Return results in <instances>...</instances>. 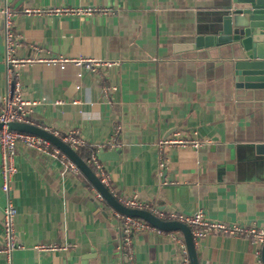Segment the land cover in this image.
<instances>
[{
  "label": "crops",
  "instance_id": "0c3cea01",
  "mask_svg": "<svg viewBox=\"0 0 264 264\" xmlns=\"http://www.w3.org/2000/svg\"><path fill=\"white\" fill-rule=\"evenodd\" d=\"M222 2L0 0V106L7 69L1 8L8 4L18 14L21 43L15 58L99 57L117 63L96 73L71 62L64 69L41 61L13 67L24 98L46 97L30 114L33 124L61 134L75 130L97 155L108 152L98 158L116 197L136 195L164 213L201 210L208 219L262 227L264 167L249 148L238 146L264 142V101L235 87L229 58L219 49L180 53L176 48L205 33ZM85 6L111 12H45ZM101 85L114 87L108 99ZM176 129L196 131L211 142L197 156L172 149L160 176L155 143ZM112 142L116 147L107 146ZM14 164L15 231L22 248L13 251L11 264H126L124 253L129 264H179L168 233H135L131 253L122 249L120 220L80 171L21 143ZM4 205L0 188V264H7L1 252ZM43 243L68 248L37 250ZM255 250L245 238L219 234L196 245L199 264H262Z\"/></svg>",
  "mask_w": 264,
  "mask_h": 264
},
{
  "label": "built area",
  "instance_id": "2783aa9c",
  "mask_svg": "<svg viewBox=\"0 0 264 264\" xmlns=\"http://www.w3.org/2000/svg\"><path fill=\"white\" fill-rule=\"evenodd\" d=\"M25 14L35 15L38 13L34 9H25ZM46 13H60L64 12L72 15H93L96 13H108L111 9H98L93 6H85L83 8H56L47 9ZM2 22H3V36L5 43V58H6V93L1 98L0 106V123H3V127L0 129V174H1V191L5 197V205L3 209V216L1 220V236L2 246L1 252L5 255L7 264L12 262V253L15 249L22 248V243L19 241L15 231V220L17 216V208L14 205L12 197L11 184L14 180V176L17 172L14 164L15 149L18 143L24 144L29 148L35 149L43 155L57 158L59 161L70 171L78 173L79 170L75 164L69 160L60 150L54 147L50 142L42 139L34 134L9 130L7 124L10 122L20 123H32L30 114L33 109L44 103L46 97L38 99H27L22 96L20 84L13 78V67H17L18 64L32 63L41 61L47 66H58L64 69L68 62L74 64L80 70L89 71L92 73L98 72L100 68L111 67L117 63L115 61H108L99 57H79L77 59H67L64 57H48L40 59L38 57L29 59H17L14 57V53L18 50L21 39L18 38L15 32V20L17 18V12L5 4L1 8ZM81 73H78V77H81ZM79 88V86H76ZM114 90V87L100 86V93L104 99H108L110 91ZM61 103V101H56ZM74 104H78L77 100L73 101ZM57 136L62 142L66 143L74 151L78 152L85 146V142L81 139L75 130H69L66 133H58L57 131H51L44 128ZM120 127H117V131ZM209 139H199L196 131H190L184 133L180 129L172 131L165 137L158 139L155 143L157 171L161 176L163 170L169 161V152L172 149H190L193 155L197 156L199 150L206 144L210 143ZM107 146L116 147L112 142ZM92 169H94L100 182L116 197V194L109 187V178L104 170L103 164L98 158L97 152L90 155L86 162ZM95 196L99 200H103L101 195L96 191ZM122 205L129 208L142 209L155 214L159 219L166 221H179L185 224L191 231L193 242L196 245L199 244L203 238L210 234H219L223 236L241 237L247 239L255 248V253L260 254L261 246L264 243V226L257 227L256 225H242L237 223H226L223 221L208 219L203 211L198 210L191 215H184L175 212L164 213L158 210L155 205H150L140 201L136 195L131 197L118 196L116 197ZM116 216L120 220V232L122 237V249L126 250L128 254L131 253L132 237L135 233L149 231L155 234L168 233L171 238V242L176 246L179 252V264H190L189 257L182 237L178 235V232H163L153 227L149 223L139 218L120 215L116 213ZM68 245L57 244H39L36 249L42 252L54 253L56 251L67 250Z\"/></svg>",
  "mask_w": 264,
  "mask_h": 264
},
{
  "label": "water",
  "instance_id": "95a60500",
  "mask_svg": "<svg viewBox=\"0 0 264 264\" xmlns=\"http://www.w3.org/2000/svg\"><path fill=\"white\" fill-rule=\"evenodd\" d=\"M213 47L219 49V53L227 54L229 58L227 69L235 87L246 90L264 101V0H223L208 30L205 33H198L193 41L178 45L176 48L182 53ZM3 125L0 123V129ZM7 127L9 130L34 134L50 142L75 164L80 173L101 195L103 201L116 213L144 220L163 232L180 233L190 264H199L191 231L185 224L179 221L161 220L149 211L122 205L76 151L39 125L10 122ZM243 146L249 148L252 156H256L264 167V142L240 144L238 148ZM106 153L108 152L100 151L98 157L103 159ZM260 254L261 263L264 264V243ZM123 260L129 264L126 253L123 254Z\"/></svg>",
  "mask_w": 264,
  "mask_h": 264
},
{
  "label": "trees",
  "instance_id": "16d2710c",
  "mask_svg": "<svg viewBox=\"0 0 264 264\" xmlns=\"http://www.w3.org/2000/svg\"><path fill=\"white\" fill-rule=\"evenodd\" d=\"M94 152H96V149L94 147H92L91 145H85L77 153H78L79 157L86 163L87 159ZM92 170L94 171V169H92Z\"/></svg>",
  "mask_w": 264,
  "mask_h": 264
}]
</instances>
